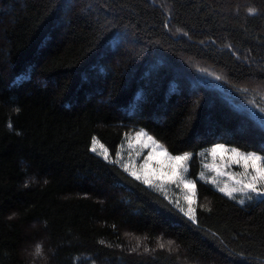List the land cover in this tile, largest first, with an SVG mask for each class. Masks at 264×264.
I'll return each instance as SVG.
<instances>
[{
    "label": "trees",
    "instance_id": "obj_1",
    "mask_svg": "<svg viewBox=\"0 0 264 264\" xmlns=\"http://www.w3.org/2000/svg\"><path fill=\"white\" fill-rule=\"evenodd\" d=\"M138 132L192 154L195 220L115 162ZM216 145L264 158V0H0V264H264Z\"/></svg>",
    "mask_w": 264,
    "mask_h": 264
},
{
    "label": "rangeland",
    "instance_id": "obj_2",
    "mask_svg": "<svg viewBox=\"0 0 264 264\" xmlns=\"http://www.w3.org/2000/svg\"><path fill=\"white\" fill-rule=\"evenodd\" d=\"M149 136L150 135H148L145 132H138L136 134L128 136L124 141V143L122 144L119 154L115 160V162L119 164L124 170H125L124 166L125 165L127 166L128 171L126 170L125 171L128 174H130L132 171H135L137 174L141 175V179L139 180L141 182H143L144 180V172H145L143 165L145 164L148 155L153 153V149H154V145L152 141L148 140ZM152 140L155 141L153 138ZM94 141H96V149H97L95 153L101 155L104 158L103 155V153H105L104 147L101 144H99L97 140ZM155 142L156 144L161 145L163 149H166V147L163 144L157 141ZM218 146H223V149H225V151H218L215 154H213V149H216ZM233 150H235L237 153H243L244 155H248V154L258 155L256 153H244L235 148L227 147L224 145H216L199 154L201 160V171L199 174V179L212 185L214 189L224 194L225 196L229 198L234 197V199H237L238 201L241 202L253 197L256 198L264 197V196H258L256 193L247 190L243 192H234L232 196H228L224 192L220 191V189L223 188L225 185H227L229 189L234 186H238L235 183L236 180L247 182L248 180L251 179L250 176L245 175L246 170L244 167V161L239 159V157L235 156ZM155 151L159 152L160 149H155ZM184 155H188L189 159L184 162V167L182 169L183 178L185 181L195 182L194 180L190 179L188 176L192 154L184 153L179 156H184ZM160 162H164L165 164H167V158L164 156H157L155 159L148 162L150 165L148 179L151 180L152 184L151 186H149V184H146L144 182L143 183L161 192L171 203H173L180 210L181 209H184V211L188 210L189 203L186 197L192 196L193 202L191 204V207L194 210L193 212L194 214L197 203L196 187L193 195V193L188 188L184 187L183 183H179V182L171 183L163 179H156L155 176L152 174L151 170L160 168L161 167ZM261 163H264L263 157H261ZM247 173L254 174L251 167H248ZM257 187L261 188L264 187V185L258 183ZM184 211L182 212L184 213Z\"/></svg>",
    "mask_w": 264,
    "mask_h": 264
},
{
    "label": "snow or ice",
    "instance_id": "obj_3",
    "mask_svg": "<svg viewBox=\"0 0 264 264\" xmlns=\"http://www.w3.org/2000/svg\"><path fill=\"white\" fill-rule=\"evenodd\" d=\"M253 11L254 10H250ZM11 126V125H10ZM143 135V134H141ZM149 141H152L154 145L153 153L149 154L146 158V162L143 165L145 172H144V180L143 182L146 184H149L151 186L152 182L150 179H148L149 171H150V165L149 161H152L157 156H164L167 158V164L164 162L161 163V167L158 169L151 170L152 174L155 176L156 179H163L171 183H183L185 188H188L194 195V190L196 187L195 182L193 181H185L182 175V169L184 167V162L189 159L188 155L184 156H171L166 149H163L161 145L156 144L155 141L152 140V137H148ZM147 146V145H146ZM155 149H160L159 152H156ZM96 141H93V146L91 148V151L96 152ZM218 151H225L223 149V146H218L216 149H213V154H215ZM107 150H105V153H103L104 158L108 159V155L106 154ZM233 153L235 156L239 157V159L244 161V167H245V175H248L251 177L250 180L247 182L236 180V185L232 188H228L227 185H225L223 188L220 189V191L224 192L228 196H232L234 192H243L245 190L254 192L258 196H264V187L258 188L257 184L264 185V163H261V157L255 154H248L244 155L243 153H237L235 150H233ZM125 170L128 171L127 166L125 165ZM248 167H251L253 170V173H247ZM167 169V170H166ZM132 176H134L137 180L141 179V175L137 174L135 171H132L130 173ZM234 198V197H233ZM189 203V207L187 211H184V209H181V211H184V214L189 217V219L195 220V216L193 214L194 210L191 207L192 204V196L186 197ZM164 244H161L160 247H164ZM39 252V248L37 249Z\"/></svg>",
    "mask_w": 264,
    "mask_h": 264
}]
</instances>
